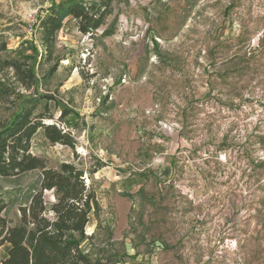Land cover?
<instances>
[{
    "label": "rangeland",
    "instance_id": "374dc122",
    "mask_svg": "<svg viewBox=\"0 0 264 264\" xmlns=\"http://www.w3.org/2000/svg\"><path fill=\"white\" fill-rule=\"evenodd\" d=\"M59 1L0 0V58L31 54V41L40 50L37 21ZM110 7L92 34L63 19L57 69L38 85L59 103L48 101L50 121L74 147L42 129L30 142L48 167L82 169L96 195L81 248L108 264H264V0ZM0 80L12 84L10 68ZM14 100L0 98V121ZM63 105L70 112L59 120ZM37 175L0 176L10 224L17 191Z\"/></svg>",
    "mask_w": 264,
    "mask_h": 264
},
{
    "label": "trees",
    "instance_id": "16d2710c",
    "mask_svg": "<svg viewBox=\"0 0 264 264\" xmlns=\"http://www.w3.org/2000/svg\"><path fill=\"white\" fill-rule=\"evenodd\" d=\"M110 2H52L36 24L40 50L31 41V54L0 58V67L10 68L13 77L11 85L0 80V98L14 96L11 102L16 107L0 121V176L17 178L38 171L37 178L25 189H19L18 195L16 189L6 191L10 198L15 195L19 198L18 222L10 224V220L1 215L8 203L0 198V245L9 244L0 264H108L102 258L91 257L80 246L87 238L85 227L90 213L99 211L94 191L84 182L83 170L70 162H61L56 168L48 167L43 157L30 151V142L35 132L42 129L51 143L74 147V137L50 121L53 114L48 101L55 102V97L39 92L38 85L50 79L57 69L55 40L63 19L74 18L81 33L92 34L110 13ZM44 64L48 65L47 69L38 73L36 66L39 69ZM18 87L30 92H20ZM42 100L45 103L41 105ZM60 110L59 120L70 112L64 105ZM45 192H52L53 202L46 200Z\"/></svg>",
    "mask_w": 264,
    "mask_h": 264
},
{
    "label": "crops",
    "instance_id": "0c3cea01",
    "mask_svg": "<svg viewBox=\"0 0 264 264\" xmlns=\"http://www.w3.org/2000/svg\"><path fill=\"white\" fill-rule=\"evenodd\" d=\"M4 248L7 250L9 248V244L8 243H4L3 244ZM5 256L1 257L0 259L4 258Z\"/></svg>",
    "mask_w": 264,
    "mask_h": 264
}]
</instances>
